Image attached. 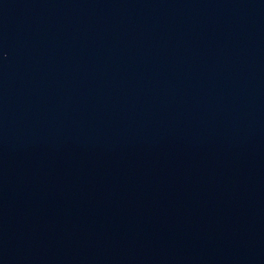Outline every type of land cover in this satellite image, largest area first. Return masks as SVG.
Returning a JSON list of instances; mask_svg holds the SVG:
<instances>
[{
    "label": "water",
    "instance_id": "1",
    "mask_svg": "<svg viewBox=\"0 0 264 264\" xmlns=\"http://www.w3.org/2000/svg\"><path fill=\"white\" fill-rule=\"evenodd\" d=\"M0 264H264V0H0Z\"/></svg>",
    "mask_w": 264,
    "mask_h": 264
}]
</instances>
